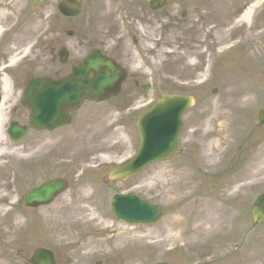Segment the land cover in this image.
<instances>
[{
	"label": "rangeland",
	"instance_id": "1",
	"mask_svg": "<svg viewBox=\"0 0 264 264\" xmlns=\"http://www.w3.org/2000/svg\"><path fill=\"white\" fill-rule=\"evenodd\" d=\"M59 1L45 0L36 6L31 0H0L8 2L11 19L21 24L17 32L26 37L21 39H31L29 46L49 25L51 30L58 26L62 43L69 49L72 45L73 56L79 50L78 43L96 28L101 31L96 21L120 22L122 18L137 24L138 30L143 24L144 36L140 37L148 44L139 51L146 54L145 61L150 65L155 81L153 95L157 99L165 94L196 99L194 109L186 116L183 135L197 130L198 134L191 132L187 137L191 141L200 136L201 148L191 151L183 145L182 155L173 163L154 166L126 182L111 181L110 167L98 170L102 162L128 157L132 147L139 144L134 123L129 119L114 121L118 116L115 111L153 97L148 88L136 87L126 88L110 109L103 104L99 107L106 106V110L98 113L86 107L81 110L76 118L82 122L72 126V142L68 129L52 136L32 133L17 144L5 138L14 156L0 159V197H6L0 202V264H29L39 247L53 250L57 264H73L72 252L84 248L85 240L96 245L88 249L91 256L84 264H264V226L254 228L250 215L252 204L264 192V126L258 119L264 108V7L250 23H243L241 16L257 0H170L158 12L149 8V0H86L83 15L67 20L58 17ZM100 1L102 4L97 5ZM70 30H75L72 40L67 35ZM238 41L242 43L238 51H226L225 47ZM127 53L133 67L141 62L133 50ZM164 54L176 61L170 64ZM42 55L45 70L30 71L31 75L51 72L47 55ZM201 82L203 85H199ZM224 112L233 120L229 135H221L218 127L217 118ZM111 122H121L122 126L115 129ZM217 144L221 148L218 154L214 149ZM71 150L70 190L49 207L28 211L23 196L30 188L66 175ZM246 150L251 153L243 162L240 152L245 156ZM180 180L179 186L189 195L182 202L169 195L176 189L172 183ZM123 192L163 206L165 217L153 227L116 222L111 201ZM74 207H83L88 214L94 211L104 224L92 223L93 227L75 230L72 236L78 216ZM192 208L195 214L187 220ZM57 209L69 212V239L67 227L54 229L55 222L43 217ZM206 222L214 223L212 235L197 230ZM106 226L109 229L103 228ZM120 232L127 233L128 239L133 237L129 239L130 248L121 245L122 239L108 242Z\"/></svg>",
	"mask_w": 264,
	"mask_h": 264
},
{
	"label": "water",
	"instance_id": "2",
	"mask_svg": "<svg viewBox=\"0 0 264 264\" xmlns=\"http://www.w3.org/2000/svg\"><path fill=\"white\" fill-rule=\"evenodd\" d=\"M41 0H34L38 3ZM83 0H65L60 10L66 16L81 13ZM94 73L95 81L89 84L88 76ZM125 73L110 60H102L96 54L76 70L72 77L59 83L49 79L34 80L28 91L26 104L31 111V126L39 131L54 130L66 125V106L72 110L78 109L85 98H95L100 101L119 93ZM192 98L166 96L158 107L139 123L141 149L137 159L130 165L117 170L111 175L112 180L126 181L136 176L150 165L170 159L179 151V136L183 127L182 115L193 106ZM264 124V111L260 115ZM25 130L14 125L11 137L21 140ZM67 185L62 182H52L39 190H32L25 198L30 207L49 204L65 191ZM112 211L116 220L129 224L154 225L164 214L160 207L141 201L138 197L124 194L116 196ZM255 225L264 223V195L259 198L252 209ZM33 264H55L53 255L45 250H38L32 260Z\"/></svg>",
	"mask_w": 264,
	"mask_h": 264
},
{
	"label": "flooded vegetation",
	"instance_id": "3",
	"mask_svg": "<svg viewBox=\"0 0 264 264\" xmlns=\"http://www.w3.org/2000/svg\"><path fill=\"white\" fill-rule=\"evenodd\" d=\"M7 4L1 3L0 5V100L6 104V111L3 114L7 123L28 120L29 111L23 106V99L31 79L49 76L58 81L72 74L73 70L93 52H100L102 56L109 57L123 68H126L128 75L122 87L123 92L126 88L130 87L142 88V90L150 88L147 76L148 69L146 66L142 67L140 65L137 66L138 68L135 66L139 71L131 72L133 66L131 65L130 54L128 55L127 53L130 42L135 44L137 48L142 47L143 43H146V41L140 39V36L130 32V30L134 31L133 28H136V25L134 27L126 26L124 29H120L115 23L112 25L110 21L101 22L100 24L96 21L97 27L99 25L102 26L101 31L96 28V32H92L87 39L84 38L81 43H78L79 50L75 53L76 56H71L69 53L67 64L62 65L60 62L61 53L66 48L60 38L59 28L57 27V30H55V34L59 36H56L53 40L46 37L47 40H42L38 48L33 51L29 48L31 39L22 40L21 38H26L25 35L21 37L22 34L17 32L21 26L13 23L9 16ZM96 4L100 5L102 2L100 1ZM89 25L92 26L91 22H89ZM141 25L142 29L140 28L139 30L143 31V24ZM126 31H128V34ZM71 32H74V30H71ZM50 35L52 34L48 36ZM42 52H45L47 55V67L51 69V72L48 74L31 75L30 71L35 72L39 69L44 71L46 68ZM90 78L93 79L92 76ZM140 98L142 97L136 99ZM87 103L93 106L92 109L95 111L101 110L99 106L106 104L93 101H88ZM70 116V125L58 130L56 134L68 129L72 142V112ZM69 178L72 179V165L69 170Z\"/></svg>",
	"mask_w": 264,
	"mask_h": 264
},
{
	"label": "bare ground",
	"instance_id": "4",
	"mask_svg": "<svg viewBox=\"0 0 264 264\" xmlns=\"http://www.w3.org/2000/svg\"><path fill=\"white\" fill-rule=\"evenodd\" d=\"M255 11V6L249 7L248 10L246 12H244V14L241 16L240 21H242L243 23H250L251 19L253 18V12ZM6 92H7V88H6ZM3 106L4 104H2V107L0 108V159L6 158V157H10V156H14V154L12 153L13 151L10 150V148L7 147L6 145V141H5V136L3 135V123L5 121L4 118V114H3ZM231 109H235L231 108ZM232 117V115H231ZM218 127L220 129V134L221 135H228L229 130H231L232 127V123L233 120L230 118V114L228 112H224L222 113L218 118ZM216 121V120H215ZM220 144L222 145V142H220ZM216 153H220V147L217 144L216 147H214ZM219 156V155H218ZM170 184V182L168 183V185ZM181 184L179 181L172 183L173 186L179 185ZM186 189V188H185ZM170 196H174L175 200L182 202L183 200H185L186 198H188L189 195H186L184 193V191L181 188H176V189H172L169 192ZM6 200V197H0V202ZM188 206V204H186ZM190 206V205H189ZM76 210V213L78 214V216L75 218L74 220V225H73V229H72V236L75 232V230H80L86 227H93L94 225H91L92 223L95 222H99V224H97L96 226H100L102 224H104L105 221H101L100 217L97 216L94 211H92L90 214L87 213V211L83 208V207H74ZM190 209V208H189ZM60 210V211H58ZM195 214V212L193 211V208L191 209V214L190 216L187 218V220H190L191 216ZM69 212H67L66 210L63 209H57L56 211H53L51 213L48 214H43V217L46 218V221L48 222H55L54 224V229H58L59 227H67L68 228V232L66 233V237L67 239H69L71 237L70 233H71V228L72 225H69V221L67 222V220L69 219ZM16 221L20 220L19 216L16 217ZM177 222H180L178 218H176ZM194 221H196V217L194 219ZM214 223L212 222H206L203 223V225H200L197 227V230H199L200 232L206 233V234H210L212 235L216 228L213 227ZM20 223L18 224L19 227ZM88 225V226H87ZM70 227V229H69ZM104 229H109V227H103ZM114 228V227H111ZM84 231V230H83ZM127 237V233L125 232H120L119 234L111 237L108 239V242H113V241H117V240H123V243L121 244L122 246L125 247H131V243L129 242V239H133V237L131 238H126ZM144 237H142L143 239ZM94 240V239H91ZM94 241H88L85 240L84 241V248L82 247H78L76 250H74L72 252V255L75 258V261L73 264H84V262L88 259L89 256H91V251H88L89 248H94L96 243H93ZM63 243V241H62ZM66 244H70L67 243L65 241ZM107 243V242H104ZM74 244V243H72ZM132 246H136V244H133ZM85 250V252L83 251ZM95 254V253H94Z\"/></svg>",
	"mask_w": 264,
	"mask_h": 264
}]
</instances>
